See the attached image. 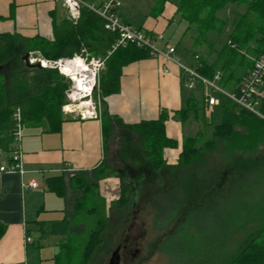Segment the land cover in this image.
<instances>
[{"label":"trees","instance_id":"1","mask_svg":"<svg viewBox=\"0 0 264 264\" xmlns=\"http://www.w3.org/2000/svg\"><path fill=\"white\" fill-rule=\"evenodd\" d=\"M167 2L177 8V15L188 23V29L194 30L195 45L206 44L211 51L214 49L206 41L208 34L221 33L226 28L225 21L219 19L217 13L231 4L246 7L245 12L234 22L227 43L217 52L216 58L212 60L207 55H194H199L195 68L202 76L212 79L219 70L222 72V87L228 91H236L242 77L252 68L253 59L264 52V0H157L156 15L161 13ZM115 40L116 35L105 29L104 21L88 10H83L78 23H68L64 35L53 42L37 37L26 39L16 34L0 36L1 142L7 146L14 144L13 116L16 110L20 111L24 127L38 128L44 133L60 132L66 120L62 107L66 102L67 84L62 81L59 72L27 68L22 57L29 52H39L46 59L57 60L70 58L85 48L93 56L108 58L107 68L100 78L102 127L107 153L105 168L109 171L104 175L113 174L121 180V197L110 206L112 210L121 212V216L128 215L127 212L141 198L143 192L149 193L145 188L154 186L151 196L153 194L155 197L162 190H173L174 187L179 189L183 175L180 168L193 165L203 152L212 153L220 144L227 151L255 150L259 144L264 143V119L240 108L227 97L220 96L221 122L215 125L212 138L205 139L203 130L193 137L184 138L177 163L168 164L165 151L177 147L178 143L167 136L166 112H162L156 120L125 124L107 111L104 99L120 92L123 68L144 58H151L148 50L136 45L118 48L109 56ZM196 88L186 106L176 112L175 118L183 124L193 118L206 127L204 87L197 84ZM260 111L264 115V87ZM237 127H243L245 133L237 132ZM114 135L118 138L117 147L108 158L111 149L108 143ZM236 165L234 169L242 171V177H248L253 172L264 171V155L249 158ZM49 186L52 192L64 194L60 178L49 180ZM210 192L211 195L202 194L201 201L206 199L205 202H210L209 207L214 213L216 206H220V202H225L230 195ZM195 194L188 191H185V195L169 193L167 197L171 198L170 202H158L163 217H166V206L173 210L172 216L178 220V230L169 235L172 242L170 245L174 247L169 251L171 264H264V197L262 201L259 199L247 206L244 214L233 212V229L240 226L243 230L248 223L256 220L260 222L235 248H231L233 238L225 240L226 236L222 235L218 240H203L202 245L182 250L184 245L180 237L184 235L192 243L194 219L199 207L197 205L202 203L199 204L195 199L200 197V193L198 196ZM90 200L88 194L78 202L76 217L85 216L87 220L94 221V224L86 235L72 238L66 243L68 246L58 256L60 264H91L104 242L103 234L109 228L110 219ZM231 206L234 209L235 203ZM184 230L188 233H184ZM5 231L6 227L0 223V240ZM77 245H81V250L77 251ZM180 245L182 246L179 247ZM182 255L187 258L181 259Z\"/></svg>","mask_w":264,"mask_h":264},{"label":"crops","instance_id":"2","mask_svg":"<svg viewBox=\"0 0 264 264\" xmlns=\"http://www.w3.org/2000/svg\"><path fill=\"white\" fill-rule=\"evenodd\" d=\"M156 2L125 0L119 10L121 21L150 36L161 34L163 42L157 46L163 50L176 48L181 63L189 66L182 62L178 50L194 31L188 29V23L170 2L156 15ZM68 23L72 22L60 0H0V36L16 34L53 42L64 35ZM196 89L186 86L180 65L166 59L144 58L123 68L120 92L104 100L108 113L125 124L156 120L166 112L167 136L178 143L165 151L167 163L173 165L186 138L185 123L178 121L175 114L186 106ZM215 108L219 106L213 107L211 113ZM65 119L61 131L55 133L24 127V173L0 177V223L6 227L0 240V264H60L58 256L68 246L66 243L84 236L89 229L86 221L90 220L82 215L76 217L78 202L89 194L91 203L108 216L111 204L121 197L120 178L104 175L109 171L105 168L102 121ZM190 120L196 130L200 122ZM14 146L0 140V166L10 163ZM55 178L63 182V195L50 190L49 180ZM33 182L38 187L32 188Z\"/></svg>","mask_w":264,"mask_h":264},{"label":"rangeland","instance_id":"3","mask_svg":"<svg viewBox=\"0 0 264 264\" xmlns=\"http://www.w3.org/2000/svg\"><path fill=\"white\" fill-rule=\"evenodd\" d=\"M245 9L246 7L243 5L231 4L217 13V17L225 21L226 28L221 33L210 32L206 39L207 43L213 45V49L216 53L211 51L206 44L195 45L194 35L196 36V34L191 31L179 46L178 52L183 57L182 62L189 65L187 67L195 68L198 61L196 57L199 55L201 57H206L207 55L212 60L216 58L217 52L227 43V37L229 32L234 28V22L239 19L240 14L245 12ZM195 53L199 55L194 56ZM195 61V65L190 66ZM207 91L209 93L212 92L209 90ZM220 96L223 95H218V98ZM206 107L208 108L207 103ZM211 112L212 111H208V109L205 110L207 126L204 127L201 123H196L197 131L194 130L192 120L187 121L185 123V137H193L197 132L203 130L206 135L205 139H211L215 125L221 122L220 109L215 108L213 113ZM193 131L196 132L193 133ZM236 131L245 133L243 127H237ZM117 142L118 138L114 135L108 143L111 148L108 153V158L112 156V151L116 149ZM220 145L221 146L212 153L203 152L201 158L196 160L190 167L184 166L180 168L183 175L179 183V189H176L177 187H174L173 190L162 188L165 190L157 192V196L155 197L153 194L151 196L152 191L155 190V188H153L154 186L151 188H145V190H149V193L143 192L141 198L137 201V205L132 207L127 212L128 215L125 217L121 216V212L109 209V228L103 234L104 242L97 250L91 264H108L113 250L118 242L122 240L121 238L126 234L129 224L131 225L133 221V217H135L134 220H136V223L130 234L133 237H137V249H139V252L134 259L123 264H171L169 251L174 247L170 245V243H172L170 241V236L174 234V231L178 230V220L173 218V210H169V207H166L165 205V207H163L166 208L167 212L166 217H163L158 204V202H161V204L166 201L170 202L171 198L167 197L169 193L177 192L178 194L181 193L182 195H185V191H188L190 194L196 193V196L200 193V197L195 198L199 204L202 202V194L207 193L211 195L210 191H212V194L216 191L217 193L220 192L223 194V196L230 195V197L223 202L225 203V206L221 201L220 206H216L214 213H212L211 207H209L210 202H205L206 199L201 203L202 205H197L199 207L194 219L195 230L192 232V243L190 240H187L188 238L186 236L183 235V237H180L184 245L179 246H182V250L202 245L203 240L209 241L211 238L218 240V237L222 235L223 237L226 236L225 240L232 237L231 248H235L242 239L246 237L245 235L247 233L257 228L260 223L259 220H256L253 223H248L243 230L240 226H236V229H233L231 218L233 212L238 211L240 214H244L247 206H250L251 203H255L259 201V199L262 201L264 197V171L253 172L248 177H242L244 173L234 168L237 166L236 163L238 162L242 163L249 158L264 155V143L259 144L255 150L235 151H227L223 148V144ZM234 203L235 208L233 209L231 205ZM135 210H138L137 215L135 214ZM119 217L121 220H126L127 224L120 225L118 221ZM86 223H88V227L91 228L94 221L90 220L86 221ZM222 230L224 232H222ZM185 232L186 230H184V233ZM180 238L179 240H181ZM77 248V251L81 250V245H77ZM179 250L182 252L180 248ZM182 258L186 259L187 257L186 255H182L181 259Z\"/></svg>","mask_w":264,"mask_h":264},{"label":"built area","instance_id":"4","mask_svg":"<svg viewBox=\"0 0 264 264\" xmlns=\"http://www.w3.org/2000/svg\"><path fill=\"white\" fill-rule=\"evenodd\" d=\"M68 11V19L76 24L82 16L83 10H88L104 21L105 29L116 35L112 45L113 54L118 48L128 45H136L149 51L152 58L166 59L181 66L183 78L187 87L192 90L197 84L204 87L205 101L208 111L219 105L218 95H223L236 103L240 108L264 119L260 111L264 87V52L253 59L252 68L240 80L236 91H226L221 85L222 72L216 71L213 78L202 76L196 68L181 64L177 56L176 48L168 47L163 50L157 44L163 42V36L158 34L150 36L133 26L123 23L119 16V10L125 0H60ZM107 59L92 56L87 49L82 50L70 58L50 60L44 58L39 52H30L31 63H40L44 69H54L66 78L67 89L65 91L66 102L62 107L65 117L79 120L103 119V103L100 96V78L107 68ZM196 59H199L196 57ZM209 90L211 93H209ZM216 95V96H215ZM15 129L13 133L14 148L9 164L0 166V177L3 174H23V156L21 143L24 126L19 110L14 116ZM32 188L38 187L33 182ZM28 242L31 239H27Z\"/></svg>","mask_w":264,"mask_h":264},{"label":"flooded vegetation","instance_id":"5","mask_svg":"<svg viewBox=\"0 0 264 264\" xmlns=\"http://www.w3.org/2000/svg\"><path fill=\"white\" fill-rule=\"evenodd\" d=\"M136 205H137V202H135L132 207H134ZM137 213H138V210H135L136 215H137ZM134 219H135V217H133V221H132L131 225L129 224L126 234L123 236V238H121L122 240L118 242L115 249L113 250L108 264H110L111 258L116 251L118 252L117 257H119L120 264H123L125 262L127 263L129 260L134 259L137 255V253L139 252V249H137L138 248V243H137L138 239H137V237H133L130 234V232L133 230L134 225L136 223L135 222L136 220H134ZM118 221H119L120 225L127 224V221L121 220L120 217H119Z\"/></svg>","mask_w":264,"mask_h":264},{"label":"water","instance_id":"6","mask_svg":"<svg viewBox=\"0 0 264 264\" xmlns=\"http://www.w3.org/2000/svg\"><path fill=\"white\" fill-rule=\"evenodd\" d=\"M22 61L23 63L25 64V66L27 68H38V69H42V66L41 64L38 62V63H31V60H30V53H27L25 54L23 57H22ZM61 76V79L62 81L66 82V78L64 75H60ZM117 251L113 254L112 258H111V262L110 264H120L119 262V257H117Z\"/></svg>","mask_w":264,"mask_h":264},{"label":"bare ground","instance_id":"7","mask_svg":"<svg viewBox=\"0 0 264 264\" xmlns=\"http://www.w3.org/2000/svg\"><path fill=\"white\" fill-rule=\"evenodd\" d=\"M35 64V63H34Z\"/></svg>","mask_w":264,"mask_h":264}]
</instances>
